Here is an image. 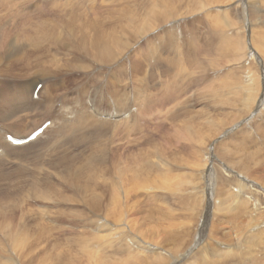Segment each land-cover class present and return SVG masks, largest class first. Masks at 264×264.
<instances>
[{
	"label": "rangeland",
	"instance_id": "obj_1",
	"mask_svg": "<svg viewBox=\"0 0 264 264\" xmlns=\"http://www.w3.org/2000/svg\"><path fill=\"white\" fill-rule=\"evenodd\" d=\"M2 1H0V6L3 7L2 5L5 4V7L0 8V10L13 7L15 10L11 9V11L17 12L19 8L18 10H20L21 14L18 11L19 14L17 13V15L11 12L12 16L14 15L13 17L11 15L6 16L10 13V8H7L0 12V23L5 21L6 23H11V21H14V23L18 22L19 26L22 21L23 24L20 26L25 33L28 32L26 29L30 27L31 22L37 24L42 21V27L46 24L44 28H53L51 24L47 25L50 23L47 18H50L49 20L62 21L64 24L58 29L65 28V31H58L57 34L65 40L71 38L66 40V43L73 42L75 37L80 35L77 29L82 28L76 29L69 24L68 19L59 18L57 15L51 16L48 11H46L44 16L38 14L40 6L34 3L36 0H28L29 3L26 7H23L27 2L26 0H23L26 1L23 2L24 5L22 0H6V3H1ZM8 1L11 4H8ZM101 1L97 0L95 7L88 9L101 10L102 8L99 7ZM105 1L113 5L116 4V0ZM123 1L129 6L141 2L146 10H151L155 5H158V8L155 6V13H158L156 20H161L160 22H163L162 19L164 18H170L171 20L169 23L146 34L143 39L141 38L136 43H132V40H130L133 35H131L130 29H127L128 25L123 22L120 33L117 36L119 42L121 41V45L123 41L124 43L129 41L126 42L129 46L127 53H125L126 58L114 66L103 65L99 68L100 73L97 71V61L95 62L89 56L80 58L81 64L87 62L85 65L91 66L93 64L94 67H97H93L94 71L90 69L91 71L87 72L82 69L80 72L77 69L74 70L70 79L75 78L74 80H76L80 78V75H83L81 79L83 84H80L83 88L75 90L74 95L76 92H80L85 97L92 89L94 93L99 95V99H102L100 96H105L103 101L101 100L103 105L106 103L111 110L120 109L126 116L131 110L128 104L126 103L127 106L120 108L116 101L110 97L108 98L106 94L107 91H113V89L116 92H121L122 82L119 83L117 78L110 76L112 75L111 70L116 73L117 69L120 70L121 67L123 69V80L125 81L123 89H127L129 81L133 82L136 92L132 91V98H135L138 104L150 107L142 111V113L151 120L152 124L158 126V131L151 129L149 124L148 129L145 130L150 131L149 133L146 132L142 135L140 133H130L133 121L138 118L136 113L132 118L133 121L127 123L126 127L114 129L112 126L106 132L100 130V134L98 133L92 138L91 142L81 143V149H74V146L72 147V144H70V138L64 135L60 136L56 141L48 142L50 144L43 143L37 148L31 147L20 152L21 158H12L9 161L0 159V264H140L141 260V264H160L159 262L162 261L163 257L164 262L162 261L163 263L161 262V264H165L166 261H168L167 264H171L172 258L177 255L180 249L182 253L183 248L190 249V247L199 248V250L194 251L195 255L193 253L191 260L195 264H203L199 257V251L203 249L205 244L201 240L192 243L191 237H199L201 233H195V231L200 230L203 221L207 218H209V222L206 239L213 240L218 248H224L222 246V243H224L227 249L232 250V253L226 257L215 258L209 255L208 264H264V257L262 256L264 255V0ZM17 2H21L20 4L23 8ZM12 3L16 4L13 5ZM120 3H122L121 0ZM147 5L150 6L147 7ZM141 6V4L134 5L133 12L136 14V18H142L144 15L143 12L145 10ZM80 7L87 9V6L84 5ZM137 8H139L138 11L136 10ZM23 11L31 15L34 20L26 19L22 15ZM51 12L55 13V10H51ZM47 14H49V17ZM18 15L21 17H19V20ZM22 16L24 17L23 19ZM34 16L38 17L37 20ZM24 19L31 20V22L28 21V26H26V20ZM44 20H46L45 24ZM172 22L183 23L184 32L177 36L178 40L173 39L172 42L165 45V52L158 53L157 35ZM24 27H26V31ZM56 30L54 29V31ZM83 30L87 31L86 29ZM35 31L39 34L37 29H34ZM27 35L28 33L24 34L25 37ZM41 36L44 38V36L47 37V34L43 35L42 33ZM21 42L24 41L21 40ZM126 44H123V46ZM151 47H154L158 53L157 59H154V55L146 53L145 49L150 50ZM48 48L49 46H47ZM58 48L61 47L59 46ZM53 50H57V48L52 49L51 53H53ZM117 52H120V50L118 49ZM133 56L142 62L158 60V63L155 65L152 63L149 66L150 69L145 68V74L143 71H137V77H131ZM182 57L189 60V71L191 70V75H193L192 73L195 74L194 77L189 79L195 82L185 77L181 79L182 72L179 80V69L172 67L170 62L175 58L178 61L177 65H180L179 59ZM56 59L63 61V66L56 67L55 61L51 58L48 60V64L52 60L51 62L55 64L54 66L50 65L52 68L47 69L46 67L45 69L42 67L41 70L43 72L34 73L36 76H24L19 80H15L14 77L23 75L24 72L28 71V68L23 71L18 68H10L6 71L4 78L0 77V87L2 89H6L5 87L19 89L23 86L32 85L34 80L40 77V84L37 87H57L60 93L63 94L62 99L56 98V100H60L59 104L56 105L59 108L60 104L69 102L68 99L72 97L70 95L75 89L73 88L75 83L72 80L68 84V77L66 76L68 72H66L64 62L75 63L76 58H71L67 52H58ZM211 64L214 68L211 67ZM159 65H164L165 69L168 70L159 68ZM197 66L204 68L205 71L204 69H197ZM52 69L55 71H52ZM125 70H127V74ZM175 70H178L179 74L175 73ZM47 71H49L48 74L43 75ZM175 75H177V78ZM92 76L96 78L98 83L97 81L94 83L92 80H85ZM181 80L183 81L181 82ZM1 81L8 85H2ZM164 81H168L174 87L178 81L177 87L181 83L191 81L194 83L192 84L195 88L194 90L196 88L198 90L196 93L198 96H195V99L200 101L190 104L185 101L184 94L176 96L172 92H166L162 87V84L166 83ZM253 81L256 82L257 88L254 92L255 102L249 109L245 104L247 99L245 95L247 87L251 86ZM224 83L227 87L224 86ZM41 88L36 91V94ZM46 89L44 87L42 91ZM176 94L179 95L177 91ZM175 97H177L175 103L178 101L182 102L177 111L174 108L175 103L173 105L166 104L170 99L175 100L172 99ZM34 99L36 101L38 95ZM49 99L51 100V98ZM134 105L136 106L137 104ZM67 107H70V104H67ZM135 109L133 107L132 111ZM187 111L190 114L192 112V114H187ZM218 114L221 116L218 117ZM20 116L27 117L30 115L24 113ZM48 117L47 113H36V115L34 114L26 119L23 123V127L26 130L21 132V136H27L33 131L34 127L37 125L39 127ZM175 117L178 118L175 119ZM196 118H198V121H196ZM194 120L196 123L193 127L202 124L209 126V128L206 127L204 139L200 143L191 144L194 152L196 147L203 149L201 154H198L197 151L195 152L197 157L193 151L178 149V147L181 148L183 144L187 143L185 142L186 129L184 124ZM220 121L221 123L223 122L222 125ZM165 124L167 125L166 128H162ZM203 125L195 127V129L203 131L205 129ZM91 126L88 124L82 128L83 130L80 129L77 135L78 138L83 141L90 129L94 127ZM221 127L222 130H220ZM216 128H219V130L217 131ZM189 131H191L190 124ZM68 139L70 143L67 142ZM110 141L112 148L109 145ZM115 142L116 145L118 144L117 146L122 147V151L120 147L117 148L114 145ZM97 143L98 145L101 143V147ZM89 146L91 147L89 148ZM92 150H103V152H107L106 156L115 150H119L123 153L124 158H122L126 159V161L122 159V164L117 166L115 163L121 161V159H116L111 164V168L108 167L109 164L106 161L103 162L104 164L100 163L101 165L99 163L96 164L93 169H87L86 161L84 160L88 158V153L91 154ZM84 151H86V154ZM124 152L127 153L125 154ZM79 153L83 156H80ZM69 156H77L80 160L78 161L77 159L75 161V166L63 164L65 158L67 159ZM135 164L136 168L133 167ZM78 165L86 166L85 170L82 169L83 171L76 173L78 172L76 169ZM127 165L129 166L128 170ZM148 165L151 169H147L149 168ZM152 165L158 167L156 173V169ZM130 166L133 168H130ZM118 167H121L119 180L116 177L119 173ZM114 168L116 169L114 170ZM107 169L109 173L106 172L108 171ZM193 170L199 172L193 173ZM223 170H228L229 175L224 176L222 174ZM123 171L127 172L124 173ZM157 173L158 178H156ZM145 174L149 175L147 180L145 179ZM139 176H143V178ZM151 176L153 179L150 178ZM133 177L137 178L134 179ZM136 179L137 183L135 182ZM143 181L145 183L147 181L148 184ZM109 182H111L110 185L108 184ZM126 183H129L127 185L129 190L126 187ZM231 185L241 191L251 192L255 198L251 201L248 195L234 194L233 190H229ZM41 188L44 196L36 194ZM161 188L165 189V191ZM116 189L122 191L119 196H117L118 194H113L117 192ZM128 191L132 194L128 193ZM172 194L175 196L172 197ZM113 197L117 200L116 202ZM114 203L117 204L115 205ZM232 220H235V222ZM115 223L118 224L121 230L117 228L119 231L113 233L111 228L114 227ZM173 223L175 226H170ZM195 223H197L198 227L194 225ZM10 231L23 235L24 240L21 247L14 248L9 242V236L7 237V235ZM237 231L240 235L236 236ZM152 233L155 235L161 234L157 235V237ZM183 235L184 237H182ZM174 236L176 237L174 238ZM209 236L214 237V239H209ZM238 236L240 238H237ZM130 241L133 245H130ZM166 243L170 244L169 248L168 245H165ZM145 244H147V248L144 247ZM158 247L160 248L158 249ZM155 255L156 258L153 259ZM150 256L151 259H149ZM157 256H159L158 260ZM255 256L259 258L256 259ZM141 257L142 259L140 260ZM196 257H199V259L197 260ZM191 260L188 259L186 262L189 263ZM107 261L109 262L107 263ZM152 261L154 262L151 263Z\"/></svg>",
	"mask_w": 264,
	"mask_h": 264
},
{
	"label": "bare ground",
	"instance_id": "obj_2",
	"mask_svg": "<svg viewBox=\"0 0 264 264\" xmlns=\"http://www.w3.org/2000/svg\"><path fill=\"white\" fill-rule=\"evenodd\" d=\"M1 1V0H0ZM4 1V0H3ZM1 2V3H6V0L4 2ZM10 1H14V0H10ZM17 1V0H16ZM19 1V0H18ZM27 1V2H26ZM26 1H23L22 0V4L23 2H26V4L23 6V7H26V5H28L29 1L26 0ZM63 1V2H61ZM122 3H120V0H116V4L113 5L109 2H106L105 0H102L101 3L99 4L102 9L97 11V10H94V9H88V8H94L96 3H97V0H50V1H42V0H36V2L34 3H37V5H39V9H38V14H41V15H46V11H48V13L52 16V15H57L59 18H64V19H68L69 20V24L74 26L76 29L77 28H82V29H77V32L78 36L75 37L74 41L73 42H69V43H66L65 41L66 40H70L71 38H67L66 40L63 39L62 37H60L57 32L58 31H65V28L63 29H58L62 26H64V24L62 23V21H54V20H49L47 18V20L50 22L48 23L47 25L51 24V26L53 28H44V26L46 25L45 24V21L44 20V26L42 27V19L40 20L41 22L35 24V23H32L31 20L33 21L34 19L31 17V15H28L26 14L24 11H23V14L26 19L29 18L31 20H26L25 24L26 26H28V21L31 22L30 23V27L28 29H26V27H24V30L26 29L28 32H25V33H28V37L24 36V31L22 30V27L20 26L22 23H20V25L18 26V22L17 23H14V21L12 22L11 20V23H6L3 22V23H0V66H1V70H0V77H3L4 78V75L6 73V71L10 68H18L19 70H24V69H27L28 71L24 72L23 75H19V76H16L14 77L15 80H19L21 79L22 77L24 76H36L34 75V73H41V69L42 67H44L46 69L50 68L51 66H55L58 67V66H63V61L59 60V59H56V55L58 52H67L68 55L74 58H76V62L75 63H68V62H64V64L66 65V76L68 77V84H70V81L72 80L75 84H74V87L75 88L72 92V94L70 96L68 101L69 102H66V103H62L59 105V108L58 105L60 100H56V98H59V99H62L63 97V94L60 93L59 89L57 87L55 88H50L49 86H44L45 88H47L45 91H42L44 87L41 88V90L39 92H41V94H39V92L36 94V91H37V85H39V78H37L36 80H34V83L32 85H27V86H23L19 89H15V88H10V87H5L6 89H2L0 87V159H4V160H11L12 158H21V154L20 152L22 151H25L27 149H30L31 147H34V148H37L38 146L42 145L43 143H48V142H52V141H56L60 136H64V135H67L68 138H70V142H69V139L67 142H69L70 144H72V147L75 149H81V146L80 145L81 143L83 142H91L92 138H94L98 133L100 134V132L103 130L106 132V130L110 127L113 126L114 129L116 128H119V127H126L127 126V123H130V121H133L132 118L134 117V115L137 113L138 115V118L136 120H134L133 122V125H132V128L130 129V133L134 132L136 134H143V133H146V132H150V131H145L146 129H148L147 127L149 126L150 124V127L151 129H155V131L157 130L158 131V126H155L154 124H152L151 120L143 115L142 111L144 110H147V108H150V107H146L144 104H138L136 102V99L135 98H132V91L136 92L135 90V87L133 85V82L132 81H129L128 83V87L127 89H123V87L125 86V81L123 80V76H122V72H123V69L120 67V70L117 69V72L113 73V71L111 70V74L110 75L111 77L114 76L113 78H117L118 82L121 83L122 85V89L120 90L121 92H116L114 91H107V96L108 98L110 97L112 100L116 101L118 107H125L127 106L128 104V107L129 109L131 108V110L129 111V113L125 115V113L121 112V110L117 107V109L119 110H111V108L106 104L104 103L103 105V98L102 96H100L102 99H99V95L97 93H94L91 89V91L84 97L82 94H80V92H76L75 95H74V91L75 90H78V89H82L83 86H81L83 84V82L81 83V79L83 77V75H80V78L74 80V79H70V76L73 75L72 73L74 72L75 69H77V71H81L82 70H85L86 72L89 71L90 69L93 70V67L94 65L92 66H88V65H85V62L84 64H81L80 62V58H83V57H87L89 56L91 59H94L95 62L97 61V65H98V68H97V71L99 72V68L102 67L103 65L105 66H114L115 64H117L118 62H120L122 59H125L126 58V54L128 49H129V46H128V43L126 44V42H129V41H126L124 43V41L122 42L123 44H126L128 46L125 45L123 46V44L121 45V41L119 42V38H118V34L120 33V30H121V27L123 25V22H125L127 25H128V28L127 29H130V33L131 35H133V37L130 39L132 40V43H136L137 41H139L141 38L143 39L144 36H146V34L152 32L153 30L159 28L160 26L164 25V24H167L169 23V21L171 20L170 18H164L162 19L163 22H160L161 20H156V18H158V13H155L156 9H155V6L157 7L158 5H155L154 8H152L151 10H146L144 7H143V3L141 2H138V3H134V4H130L131 6H129L125 1L121 0ZM155 1V0H154ZM9 2V1H8ZM125 2V3H124ZM136 2V1H135ZM19 3V2H17ZM21 3V2H20ZM19 3V4H20ZM8 4H11L10 2ZM13 5H15L14 3H12ZM135 4H141L142 8L145 10L143 12V17L139 18H136V14H134L133 12V8H134V5ZM2 5V4H1ZM81 5H84V6H87V9H84V7H80ZM3 7H5V4L2 5ZM9 6V5H8ZM21 6V4L19 5ZM150 6V5H149ZM147 5V7H149ZM0 6V8H3ZM12 7V5H11ZM15 7V6H14ZM17 7V5H16ZM22 7V6H21ZM22 7V8H23ZM137 7V6H136ZM140 7V6H139ZM146 7V6H145ZM7 8H10V7H7ZM5 8V9H7ZM151 8V7H150ZM158 8V7H157ZM3 9V10H5ZM12 8H10V13L11 12H14V11H11ZM17 9V8H16ZM19 9V8H18ZM17 9V12L15 11L14 14L19 13L21 14L20 10ZM148 9V8H147ZM2 9L0 10V12L3 11ZM15 10V9H13ZM22 10V9H21ZM51 10H55V13H52ZM137 11L139 10V8L136 9ZM9 11V10H8ZM97 11V12H95ZM147 11V12H146ZM7 12V10H6ZM54 12V11H53ZM121 12V13H119ZM8 13V12H7ZM8 14L6 16H12V13L11 14ZM18 13V14H19ZM139 13V12H138ZM137 13V15H138ZM47 14V16L49 15ZM142 15V14H141ZM16 17V16H15ZM14 17V18H15ZM19 17L20 15H18V20H19ZM35 17V16H34ZM49 17V16H48ZM9 18V17H8ZM21 18V17H20ZM24 17L22 16V19ZM36 20L38 17H35ZM6 20V18H4ZM3 19V20H4ZM16 20V21H18ZM23 20V21H24ZM35 20V21H36ZM57 20V19H56ZM8 21V22H10ZM15 21V22H16ZM47 23V22H46ZM78 23V24H77ZM50 26V27H51ZM126 28V27H125ZM34 29H37L39 31V34L36 33L37 31L34 32ZM54 29H57L56 31H54ZM83 29H86L87 31H84ZM25 30V31H26ZM126 30V29H125ZM89 32V33H87ZM184 32V29H183V23H180V22H172L171 24H169L168 26L164 27L159 33H158V37L156 38L158 40V53H161V52H165V45H168L170 42H172V40L174 39H177L178 40V37L179 35L183 34ZM43 33L44 34H47V37L44 36V38L41 36V34ZM38 34V35H37ZM128 34V33H127ZM224 36V35H223ZM128 37V36H127ZM177 37V38H176ZM126 38V36H125ZM121 39V38H120ZM124 39V38H122ZM155 39V38H154ZM223 39V38H222ZM21 40H23L24 42H21ZM176 40V41H177ZM150 41V40H149ZM180 41V40H179ZM143 42V41H142ZM209 42V40H208ZM176 43V42H175ZM178 43V42H177ZM152 44V42H151ZM150 44V45H151ZM137 45V44H136ZM208 45V44H207ZM47 46H49V48L47 49ZM61 47V48H58V47ZM131 46V45H130ZM209 46V45H208ZM157 47V46H155ZM46 52H45V50ZM57 50H53L51 53V50L52 49H56ZM150 48V47H149ZM148 48V49H149ZM120 50V52H117V50ZM132 49V48H130ZM147 49V48H146ZM146 53L148 55H154V59H157L158 57V53L156 52L155 48L151 47L150 50H146ZM170 49V48H169ZM180 50V49H179ZM132 51V50H131ZM184 51V50H183ZM181 51V52H183ZM221 51H222V48H221ZM220 51V52H221ZM175 54V53H174ZM128 55V54H127ZM184 55V54H183ZM190 55V54H189ZM176 57V56H175ZM191 57V56H190ZM53 59L55 61V64H53V62L50 61V64H48V60L50 59ZM89 58V59H90ZM197 58V57H196ZM199 58V57H198ZM87 59V58H86ZM170 59V58H169ZM191 59V58H190ZM68 60V59H66ZM179 64L180 65H177V60L174 58L172 62H170L172 64V67H176L179 69L180 71V75H178V78L181 77V72H182V77H185L186 79L190 78V77H194V73H192L193 75H191V70L189 71V60L182 57L181 59H179ZM197 60V59H196ZM72 61V60H71ZM74 61V60H73ZM84 61V60H83ZM87 61V60H86ZM93 61V60H92ZM133 63L131 64V73H132V76L131 77H137L136 73L137 71H143V73L145 74V68H149V66H151V64L153 63V65H155L156 63H158V60L154 61V62H142L141 60L137 59L135 56H133ZM170 61V60H169ZM89 62V61H88ZM194 62V61H193ZM51 65V66H50ZM152 65V66H153ZM201 65V64H200ZM199 65V66H200ZM210 65V64H209ZM221 65V64H220ZM219 65V66H220ZM24 66V67H22ZM197 66V69L200 68V70L204 69V68H201ZM92 67V68H91ZM97 67V66H95ZM94 67V68H95ZM159 68H162L164 70H168V69H165V66L164 65H159L158 66ZM157 67V68H158ZM193 67V66H192ZM195 67V65H194ZM210 67V66H209ZM211 67H213V65L211 64ZM210 67V68H211ZM23 68V69H21ZM52 68V67H51ZM54 68V67H53ZM105 68V67H103ZM127 68H128V65H127ZM191 68V67H190ZM206 68V67H205ZM110 69V67H109ZM209 68H207L208 70ZM217 69V68H215ZM55 70H57L55 68ZM52 69V71H55ZM153 70V69H152ZM51 71V73H52ZM71 71V72H69ZM91 71V70H90ZM94 71V70H93ZM109 71V70H108ZM127 70H125V73L127 74L126 72ZM147 71V70H146ZM177 71V72H176ZM205 71V69H204ZM210 71V70H208ZM43 72V71H42ZM49 71H47L46 73H43L44 74H48ZM140 72V73H141ZM175 73H178V70H175L174 71ZM22 73V72H21ZM100 73V72H99ZM109 73V72H108ZM139 73V75H140ZM206 73V72H205ZM179 74V73H178ZM204 74V73H203ZM40 75V74H38ZM37 75V76H38ZM95 75V74H93ZM143 75V74H142ZM207 75V73H206ZM211 75V74H210ZM90 76V75H89ZM145 76V75H144ZM149 76V75H147ZM146 76V78H147ZM177 75H175L176 77ZM205 76V75H204ZM198 77V76H196ZM211 77V76H210ZM6 78V77H5ZM145 78V77H144ZM177 78V77H176ZM184 78V79H185ZM199 78V77H198ZM197 78V79H198ZM209 78V77H208ZM212 78V77H211ZM7 79V78H6ZM85 79V78H84ZM100 79V78H99ZM126 79V78H125ZM195 79V78H193ZM200 79V78H199ZM85 80H92V82L96 83V78H94L93 76L88 78V79H85ZM115 80V79H114ZM113 80V81H114ZM180 80V78H179ZM192 81V79H189ZM208 80V79H207ZM206 80V81H207ZM183 80H181L182 82ZM190 81V82H191ZM206 81H203V82H206ZM211 81V80H210ZM209 81V82H210ZM214 81V80H213ZM86 82V81H85ZM88 82V81H87ZM166 82L165 84L163 83L162 84V87L163 89L166 91V92H172L174 95L176 96H181L182 94H184V97H185V101L192 104V103H196V102H199V101H196L195 99V96H198L196 93H197V88L196 90H194L195 88L192 86V82H195L194 80L190 83L189 81H187V83H181L178 87H177V84L176 86H172L168 81H164ZM199 82V80H198ZM225 82V81H223ZM98 83V81H97ZM116 83V82H115ZM118 83V84H119ZM1 84L2 85H8L7 83H4L1 81ZM81 84V85H80ZM113 84V83H112ZM117 84V83H116ZM197 84V83H196ZM195 84V85H196ZM225 84V83H224ZM111 85V83H110ZM226 86V84L224 85ZM227 87V86H226ZM225 87V89H226ZM110 88H112V86H110ZM115 88V86H114ZM257 88V84L255 81H253V84L251 86H248L247 87V90H246V97L247 99L245 100V104H246V107L248 106L249 109H251L252 105L254 104L255 102V99H254V92ZM107 89V88H106ZM207 89V88H206ZM227 90V89H226ZM176 91L179 93V95L176 94ZM209 91V90H208ZM207 93V92H205ZM211 94V93H210ZM38 95V99L35 101L34 97ZM212 95V94H211ZM40 96V97H39ZM214 96V95H213ZM51 98V100L49 99ZM107 98V99H108ZM216 98V97H214ZM172 99H175V100H168L166 102L167 105H173L175 103V101L177 100V97L175 98H172ZM55 100V101H54ZM102 100V101H101ZM113 102V101H112ZM123 102V103H122ZM127 103V104H126ZM67 104H70V107H67ZM109 104V103H108ZM134 104H137L136 106ZM182 105V102L178 101L175 103L174 105V108H175V111H177L180 106ZM224 105V104H223ZM222 105V106H223ZM149 106V105H148ZM221 106V107H222ZM135 107L136 109L134 111H132V108ZM116 108V107H114ZM224 108V107H223ZM222 108V109H223ZM247 108V109H248ZM42 109V110H41ZM124 109V108H123ZM218 109V108H217ZM220 109V108H219ZM188 112V111H187ZM24 113H27L29 114L30 116H27V117H24V116H20L21 114H24ZM36 113H47L48 114V118H46L42 124L38 127V125L36 127L33 128V131L31 133H29L27 136L25 137H22L21 136V132H24L26 129L23 127V123L26 119L30 118L32 115H36ZM220 113V112H219ZM176 114L178 115V113L176 112ZM187 114H190L189 112ZM192 114V112H191ZM190 114V115H191ZM119 115V117H117ZM221 115L218 114V117H220ZM189 117V115H188ZM194 117H196L194 115ZM178 117H175V119H177ZM187 118V117H185ZM198 121V118H196ZM195 121V120H194ZM189 122V123H186L184 124L185 125V129L186 131L183 129V131H185L184 133L186 134L185 137H186V141L187 143H185V145L183 144L180 147H178V149H187L188 151H193L194 152V149H192V146L191 144H194V143H200L203 139H204V134H205V131L207 130V128H209V126H205V124L203 126H205V129L203 131H199V129H195V127H198V126H194L193 125L196 123V121L194 122ZM46 122H49V126L43 131V133L41 135H39L35 140L33 141H30L28 144L26 145H22L20 147H16L14 145V143L12 141H10L9 139H7L9 136L12 137L15 141H22V140H26L28 139L36 130H38L44 123ZM218 122V121H217ZM199 123V122H197ZM221 123V121H220ZM223 123V122H222ZM221 123V125H222ZM88 124L94 126L92 127V129H90V131L88 132V134L85 136L84 140L82 141L80 138H78V132L80 129L86 127ZM189 124L191 126V131H189ZM217 124V123H216ZM219 124V123H218ZM124 125V126H123ZM200 125V126H202ZM209 125V124H207ZM220 125V124H219ZM166 124L164 127L162 128H166ZM183 126V125H182ZM199 126V127H200ZM218 127V126H217ZM224 128V126H222ZM222 127L220 130H222ZM182 128V127H181ZM180 128V129H181ZM202 128V127H201ZM204 128V127H203ZM220 128V126H219ZM219 128H216L217 131L219 130ZM36 129V130H35ZM99 129V130H98ZM121 129V128H120ZM123 129V128H122ZM179 129V130H180ZM83 130V129H82ZM101 130V131H100ZM119 130V129H118ZM150 130V129H149ZM176 130V129H175ZM178 130V131H179ZM182 130V129H181ZM115 131V130H114ZM103 132V133H105ZM183 133V135H184ZM220 133V131H219ZM106 134V133H105ZM104 134V135H105ZM107 135V134H106ZM110 137V136H109ZM108 137V139H110ZM114 139V137H113ZM61 140V138H60ZM59 140V142H60ZM112 140V139H111ZM120 141V140H119ZM118 142V141H117ZM154 142V141H153ZM103 143V142H102ZM50 144V143H48ZM68 144V143H67ZM101 144V143H100ZM100 144L97 145L100 146ZM114 144V143H113ZM47 145V144H45ZM43 145V146H45ZM111 145V141H110V144ZM116 145V142L115 144ZM118 145V144H117ZM116 145V146H117ZM41 146V147H43ZM84 146V145H83ZM177 146V145H176ZM85 147V146H84ZM87 147V146H86ZM91 146H89L90 148ZM101 147V146H100ZM106 147V146H105ZM109 147V146H107ZM115 147V146H114ZM113 147V148H114ZM120 147V146H117V148ZM93 148V147H92ZM110 148V147H109ZM111 148H112V145H111ZM116 148V149H117ZM121 148V151H122V147ZM119 148V149H120ZM84 149H88V148H84ZM83 149V150H84ZM102 149V148H101ZM89 150V149H88ZM111 150V149H110ZM197 151L198 154H201L203 152V149H200V148H197L195 149ZM75 151V150H74ZM80 151V150H79ZM124 151V150H123ZM187 151V152H188ZM195 151V152H196ZM86 151H84L85 153ZM90 152V151H88ZM192 152V153H193ZM194 152L195 156L197 157V154ZM107 153V152H106ZM106 153L103 152V150H92V153L89 154L88 153V158L84 161H86V165H87V169H93L95 168L96 164H100V163H103V162H106L109 164L108 167L111 168V164L116 160V159H121V161H118L116 162L115 164H117V166H119L120 164H122V159L124 158L123 157V153H121L119 150H115L113 152H111L109 155L107 154L106 156ZM125 153V152H124ZM127 153V152H126ZM125 153V154H126ZM191 153V152H190ZM80 156L82 155L81 153H79ZM86 154V153H85ZM84 154V156H85ZM193 155V154H192ZM83 156V155H82ZM125 156V155H124ZM86 157V156H85ZM123 157V158H122ZM129 157V156H128ZM156 157V156H155ZM64 159V158H63ZM78 159L77 156H69L67 159L65 158V160L63 161V164H66V165H72V166H75L76 164V160ZM128 159V158H127ZM131 159V157H130ZM140 159V158H138ZM142 159V158H141ZM145 159V157H144ZM148 159V158H147ZM157 159V158H156ZM80 159H78L79 161ZM126 161V159H123ZM146 160V159H145ZM128 161H130L128 159ZM139 162V161H138ZM160 162V161H159ZM75 163V164H74ZM88 163V164H87ZM131 163L133 165V162L131 160ZM147 163V162H146ZM214 163V161H213ZM78 164V163H77ZM104 164V163H103ZM102 164V165H103ZM81 165V164H79ZM78 165V166H79ZM83 165V163H82ZM85 165V164H84ZM101 165V164H100ZM107 165V164H106ZM150 165V164H149ZM148 165V166H149ZM157 165V163H156ZM156 165H152V167H154L156 170H155V173L156 171L158 170V167ZM76 166L78 172L76 173H79L80 171H83L85 170L84 168L86 166ZM136 164L133 166L135 167ZM151 166V165H150ZM149 166V168L147 169H151V167ZM128 165H127V170H128ZM130 166V168H133ZM146 167V166H144ZM176 167V166H175ZM97 168V167H96ZM104 168V167H103ZM121 167H118V174H117V178L119 180L121 174V170H120ZM136 168V167H135ZM153 168V169H154ZM83 169V170H82ZM116 168H114L115 170ZM176 169H180V168H176ZM182 169H185V168H182ZM226 169V167H225ZM99 170V169H98ZM106 170V169H105ZM108 170V169H107ZM123 170V168H122ZM138 170V169H137ZM141 171V169H139ZM144 170V169H142ZM132 171V170H131ZM130 171V172H131ZM136 171V170H134ZM148 171V170H146ZM145 171V172H146ZM152 171V170H151ZM224 172H222V174L224 176H227L229 175V172L228 170H223ZM85 172V171H84ZM107 173H109V170L106 171ZM124 172V171H123ZM127 172V171H125ZM124 172V173H125ZM199 171H194L193 170V173H197ZM116 173V172H115ZM123 173V174H124ZM129 173V171H128ZM142 173V172H141ZM131 174V173H130ZM151 175V173H149ZM114 175V174H112ZM146 175V174H145ZM127 176V175H126ZM131 176V175H130ZM149 176L148 174L145 176L146 180L149 178L147 177ZM155 176V175H154ZM112 177V176H111ZM123 177V176H122ZM140 178L143 176H139ZM125 178V176H124ZM134 179L137 178V177H133ZM139 178V179H140ZM152 178V176L150 177ZM156 178H158V173L156 174ZM133 179V180H134ZM153 179V178H152ZM111 180V179H110ZM128 180V179H127ZM126 180V181H127ZM141 180H144V179H141ZM69 181V180H68ZM108 181V180H106ZM115 181V180H113ZM117 181V180H116ZM125 182V181H124ZM128 182V181H127ZM132 182V181H131ZM137 183V179L135 181ZM144 182V181H143ZM105 183V182H103ZM107 183V182H106ZM111 182H109L108 184L110 185ZM120 183V182H119ZM145 183V182H144ZM115 184V183H114ZM125 184V183H124ZM129 184V183H128ZM126 183V187H128V185ZM145 184H148L147 181ZM150 184V183H149ZM96 185V184H95ZM113 185V184H112ZM120 185V184H119ZM122 185V184H121ZM140 185V184H139ZM142 185V184H141ZM144 186V185H143ZM114 187V186H113ZM118 187V186H117ZM122 187V186H121ZM120 187V188H121ZM125 187V185H124ZM122 187V188H124ZM162 187V186H160ZM165 188V187H164ZM113 189V188H112ZM137 189V188H136ZM163 189V188H161ZM117 190V189H116ZM121 190H124V189H121ZM128 190H129V187H128ZM145 190V189H144ZM165 191V189H163ZM229 190H233L234 191V194H241V195H248L249 196V200H253L255 197L253 196V194L249 191H241L237 188H234V186H230ZM140 191V190H139ZM167 191V190H166ZM203 191V189H202ZM201 191V193L203 194V192ZM34 192V191H33ZM114 192V191H113ZM162 192V191H161ZM168 192V191H167ZM170 192H171V189H170ZM175 192V191H174ZM36 193V192H35ZM122 191H118L113 193L117 196H119V194H121ZM125 193V192H124ZM128 193H130L128 191ZM36 194L38 195H41V196H44V193L42 191V188L40 189V191H38ZM35 194V195H36ZM127 194V193H126ZM132 194V193H130ZM168 194H170L168 192ZM175 194V193H174ZM174 194H172L171 196H175ZM111 195V194H110ZM128 195V194H127ZM204 195V194H203ZM129 197V195H128ZM162 197V196H160ZM107 198V197H106ZM109 199V198H108ZM114 201L116 202L117 200L115 199V197H113ZM143 199V198H142ZM160 199V198H159ZM110 200V199H109ZM121 200V199H120ZM126 200V199H125ZM244 200V199H242ZM113 201V202H114ZM244 201H247V200H244ZM111 202V201H110ZM111 204V203H110ZM115 205L117 203H114ZM113 205V204H112ZM111 205V207H112ZM119 205V204H118ZM117 205V206H118ZM165 205V204H164ZM243 206V205H242ZM116 207V206H115ZM119 207V206H118ZM153 207V206H152ZM117 208V207H116ZM242 208V207H241ZM250 208V207H249ZM119 209V208H118ZM112 210V209H111ZM161 210V209H160ZM171 212V211H170ZM169 213V212H168ZM163 215V214H162ZM236 215V214H235ZM234 215V216H235ZM240 215V214H239ZM120 216V215H119ZM125 216V215H124ZM123 216V217H124ZM111 217V216H110ZM115 217V216H114ZM159 217V216H157ZM118 218V217H117ZM116 218V219H117ZM149 218H151L149 216ZM161 218V217H160ZM241 218V216H240ZM122 219V218H121ZM162 219V218H161ZM118 220V219H117ZM152 220V219H151ZM186 220V219H185ZM112 221V219H111ZM119 221V220H118ZM117 221V222H118ZM168 221V220H167ZM233 221V220H232ZM238 221V220H237ZM43 222V221H42ZM46 222V221H45ZM121 222V221H120ZM151 222V221H150ZM208 222H209V218H207L206 220L203 221V224L202 226L200 227V230H196V232H200L201 234L199 235V237L197 238H193L191 237L192 239V243L197 241V240H201L202 242H204V247L203 249H201L199 251V257L201 259V262H203V264H208V259H209V255H212L214 256L215 258H220V257H226L227 255H230L232 253V250L231 249H227L226 245L224 243H222V246H224V248H218L216 246V243L213 241V240H207L206 237H207V232H208ZM235 222V220L233 221ZM114 223V222H113ZM119 223V222H118ZM122 223V222H121ZM144 223V222H143ZM240 223V222H239ZM156 224V223H155ZM235 224V223H234ZM174 225L173 224H170V226ZM180 225V224H179ZM195 226H197V223L194 224ZM237 225V223H236ZM239 225V224H238ZM175 226V225H174ZM173 226V227H174ZM234 226V225H233ZM48 227V226H47ZM159 227V226H158ZM198 227V226H197ZM237 227V226H236ZM235 227V228H236ZM239 227V226H238ZM120 229L118 224L115 223L114 227L111 228L112 232L114 233L115 231H119L117 230ZM175 228V227H174ZM177 228V227H176ZM160 229V228H159ZM168 229V228H167ZM173 229V228H172ZM233 229V228H232ZM121 230V229H120ZM156 230V229H154ZM161 230V229H160ZM159 230V231H160ZM164 230V229H163ZM176 230V229H175ZM236 230V229H234ZM158 231V229H157ZM165 231V230H164ZM219 231V230H218ZM121 232V231H120ZM124 232V230H123ZM141 232V231H140ZM154 232V231H153ZM183 232V230H182ZM238 232V231H237ZM156 233V232H155ZM164 233V232H163ZM184 233V232H183ZM217 233V232H216ZM110 234V233H109ZM121 234V233H120ZM154 234V233H152ZM161 233H158V234H154V236H159ZM166 234V233H165ZM218 234V233H217ZM216 234V236H217ZM128 235V234H127ZM237 235H240V233L238 232L236 234ZM9 236V237H8ZM115 236V234H114ZM126 235H124L125 237ZM157 236V237H158ZM162 236V235H161ZM169 236V235H168ZM172 236V235H171ZM212 236V235H211ZM209 236V239H214V237H211ZM8 239H9V242L12 244V246L14 248L16 247H21L23 245V235L22 234H15L13 233L12 231H10L7 235ZM129 237V235H128ZM176 236H174L175 238ZM184 237V235L182 236ZM102 238V237H101ZM117 238V237H115ZM127 238V236L125 237ZM131 238V237H129ZM160 238V237H159ZM237 238H240V236H238ZM244 238V236H243ZM7 239V238H6ZM107 239V238H106ZM163 239V238H162ZM170 239V238H169ZM242 239V238H241ZM129 240V239H128ZM136 240V239H135ZM164 240V239H163ZM171 240V239H170ZM184 240V239H183ZM137 241V240H136ZM138 242V241H137ZM136 242V243H137ZM157 242V241H156ZM159 242V241H158ZM163 242V241H161ZM160 242V244L162 245V243ZM168 242V241H167ZM173 242V241H172ZM264 242V241H263ZM165 243V242H164ZM170 243V242H169ZM184 243V242H183ZM99 244V243H98ZM139 244V243H138ZM158 244V245H160ZM127 246V244H125ZM130 245H133L131 244V241H130ZM135 245V243H134ZM147 244H145L144 247H146ZM165 245H168L167 243ZM170 245V244H169ZM169 245H168V248H169ZM137 246V245H136ZM135 246V247H136ZM174 246V245H172ZM253 248L254 245H252ZM141 247V245H140ZM138 247V248H140ZM149 247V246H148ZM151 247V246H150ZM182 247V246H181ZM196 247V246H195ZM231 247V246H230ZM260 247V246H259ZM133 248V247H132ZM147 248V247H146ZM160 247H158L159 249ZM167 248V249H168ZM251 247V249H253ZM137 249V247H136ZM144 249V248H143ZM142 249V250H143ZM151 249V248H150ZM154 249V248H153ZM261 249V248H260ZM129 250V249H128ZM163 250V249H162ZM171 250V249H170ZM195 250H199V248H192L190 247V249H185L183 248L182 249V253H181V249L179 250V252L177 253L176 256H174L172 258V261H171V264H183V263H188L186 262L188 259L191 260V257L194 253ZM256 250V249H255ZM254 251V249H253ZM252 251V252H253ZM262 251V250H261ZM146 252V251H145ZM165 252V251H163ZM251 252V253H252ZM255 252V251H254ZM257 252V251H256ZM264 252V251H263ZM154 254V252H152ZM181 253V254H180ZM198 253V251H197ZM258 253V252H257ZM139 254V253H138ZM143 254V253H141ZM156 254V253H155ZM168 254V253H167ZM171 255V254H170ZM195 255V253H194ZM251 255V254H250ZM253 255V254H252ZM258 255V254H257ZM146 256V255H145ZM165 256V255H164ZM197 256V255H196ZM254 256V255H253ZM260 257V255H258ZM264 257V255H262ZM140 257V255H139ZM158 257L157 256V260H158ZM166 257V256H165ZM195 257V256H194ZM199 257L197 258V260L199 259ZM257 257V258H259ZM156 258V255L155 257H153V259ZM162 258V256H161ZM196 258H194V260H196ZM251 258V257H250ZM256 258V256H255ZM256 258V259H257ZM142 259V257L140 258V260ZM151 259V256L150 258ZM148 259V260H149ZM167 259V258H166ZM249 259V258H248ZM264 259V258H263ZM262 259V260H263ZM131 260V259H130ZM135 260V259H134ZM139 260V261H140ZM164 260V257L162 258V261ZM170 260V259H169ZM128 261V260H127ZM126 261V262H127ZM142 261V260H141ZM140 261V264L142 263ZM144 261V260H143ZM156 261V260H155ZM160 261V260H159ZM160 261L159 263L161 264ZM192 261V260H191ZM190 261V262H191ZM260 261V259H259ZM109 261H107L108 263ZM132 262V260H131ZM146 262V260H145ZM154 261H152L151 263H153ZM164 262V261H163ZM162 262V263H163ZM168 261H166L165 264H167ZM188 263V264H195V262H191V263ZM130 263V262H129ZM144 263V262H143ZM157 263V262H156ZM210 263V262H209ZM109 264V263H108ZM131 264V263H130ZM146 264V263H144ZM212 264V263H211Z\"/></svg>",
	"mask_w": 264,
	"mask_h": 264
}]
</instances>
